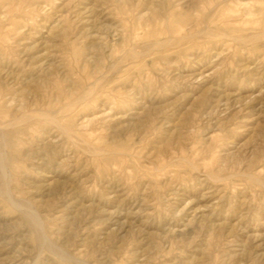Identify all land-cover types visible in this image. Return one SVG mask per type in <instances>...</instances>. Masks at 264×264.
I'll return each instance as SVG.
<instances>
[{"label":"rangeland","instance_id":"obj_1","mask_svg":"<svg viewBox=\"0 0 264 264\" xmlns=\"http://www.w3.org/2000/svg\"><path fill=\"white\" fill-rule=\"evenodd\" d=\"M0 264H264V0H0Z\"/></svg>","mask_w":264,"mask_h":264}]
</instances>
